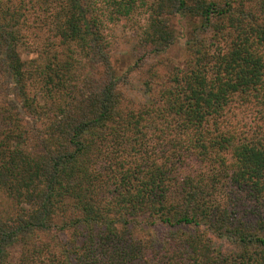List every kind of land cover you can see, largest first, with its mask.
I'll use <instances>...</instances> for the list:
<instances>
[{"label":"trees","instance_id":"trees-1","mask_svg":"<svg viewBox=\"0 0 264 264\" xmlns=\"http://www.w3.org/2000/svg\"><path fill=\"white\" fill-rule=\"evenodd\" d=\"M0 264H264V0H0Z\"/></svg>","mask_w":264,"mask_h":264},{"label":"rangeland","instance_id":"rangeland-1","mask_svg":"<svg viewBox=\"0 0 264 264\" xmlns=\"http://www.w3.org/2000/svg\"><path fill=\"white\" fill-rule=\"evenodd\" d=\"M146 25V16L143 12L136 13L130 19H124L116 24H112L109 29V40L111 42L114 62L122 68L124 72L128 66L136 60L135 51L139 49ZM171 25L177 33V42L167 54V62L171 66L179 65L185 57V48L188 39L192 37L207 38L208 35L199 28L200 20L196 17L175 16L171 18ZM30 49H23L27 58ZM154 62L150 61V63ZM141 76L134 73L132 76V85L136 88L140 86ZM132 88V87H131ZM128 90V88L126 89ZM128 93L138 97L139 91L131 89ZM230 119L235 125L243 126L245 122H250V113L241 112L240 109L230 115ZM193 164V165H192ZM192 169L195 170L197 165L191 162Z\"/></svg>","mask_w":264,"mask_h":264}]
</instances>
